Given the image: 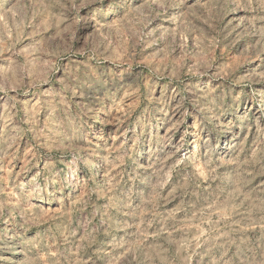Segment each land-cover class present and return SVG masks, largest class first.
Here are the masks:
<instances>
[{
    "label": "rangeland",
    "instance_id": "rangeland-1",
    "mask_svg": "<svg viewBox=\"0 0 264 264\" xmlns=\"http://www.w3.org/2000/svg\"><path fill=\"white\" fill-rule=\"evenodd\" d=\"M0 264H264V0H0Z\"/></svg>",
    "mask_w": 264,
    "mask_h": 264
}]
</instances>
